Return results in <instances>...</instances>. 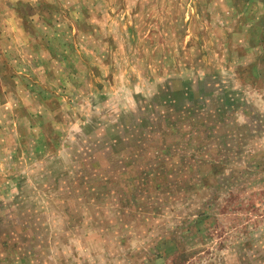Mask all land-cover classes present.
I'll return each mask as SVG.
<instances>
[{"label":"rangeland","instance_id":"1","mask_svg":"<svg viewBox=\"0 0 264 264\" xmlns=\"http://www.w3.org/2000/svg\"><path fill=\"white\" fill-rule=\"evenodd\" d=\"M0 264H264V0H0Z\"/></svg>","mask_w":264,"mask_h":264},{"label":"crops","instance_id":"2","mask_svg":"<svg viewBox=\"0 0 264 264\" xmlns=\"http://www.w3.org/2000/svg\"><path fill=\"white\" fill-rule=\"evenodd\" d=\"M176 93L178 95V97L176 98V100H181V98H182V100H185V99H187V97H191V98H194L195 97L194 96V92H192L190 90V88H188V87L186 88L184 84H182V85H180V87H177L176 88ZM173 100H175L174 94H173Z\"/></svg>","mask_w":264,"mask_h":264}]
</instances>
